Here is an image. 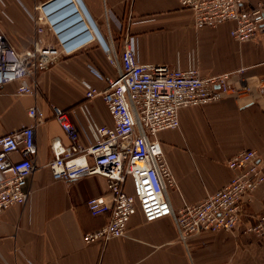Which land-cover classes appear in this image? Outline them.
Segmentation results:
<instances>
[{
	"label": "crops",
	"instance_id": "0c3cea01",
	"mask_svg": "<svg viewBox=\"0 0 264 264\" xmlns=\"http://www.w3.org/2000/svg\"><path fill=\"white\" fill-rule=\"evenodd\" d=\"M51 1L0 0V29L16 52L31 50L35 44L55 45V35L45 24L44 31L37 33L35 21L41 16L37 7ZM82 2L107 44L113 41L119 46L121 27L128 25L143 64L178 69L196 65L203 77L230 74L229 83L235 88L231 94L181 109L180 127L158 134L176 181V187L169 189L174 209L203 201L227 185L233 176L227 161L241 151H257L264 165V36L236 41L231 22L197 28L192 12L182 9L178 0ZM261 2L244 0L243 6L251 9ZM61 21L58 26H65ZM115 78L116 69L99 43L93 42L42 72L35 96H18L15 82L0 87V136L34 124L28 115L32 107L46 117L36 127L35 171L28 182L31 196L0 220V264H264V233L247 232L264 216V185L246 205L234 232H206L184 241L170 217L146 222L138 210L126 237L105 246L84 243L86 233L108 221L107 216H92L87 207L91 197L107 195V180L101 176L69 182L53 179L48 167L53 159L51 143L59 138L68 144L53 107L69 113L82 143L88 145L94 140L93 125L111 127L113 121L103 100L87 99L86 91L105 90L107 79ZM12 157L17 160L20 155Z\"/></svg>",
	"mask_w": 264,
	"mask_h": 264
},
{
	"label": "built area",
	"instance_id": "2783aa9c",
	"mask_svg": "<svg viewBox=\"0 0 264 264\" xmlns=\"http://www.w3.org/2000/svg\"><path fill=\"white\" fill-rule=\"evenodd\" d=\"M68 17H76L78 34L70 39L57 29L53 19L54 3ZM182 9L192 12L197 28L234 24L231 36L239 42L264 36V3L245 8L244 0H178ZM37 33L42 24L55 35V45L16 52L0 29V87L18 83V96H35L39 76L60 57L75 53L98 42L116 69L117 78L107 79V88L89 87L86 98L100 97L112 118L113 126L93 125L94 140L84 145L76 126L63 109L53 107L54 118L68 139L65 145L53 139L52 161L48 167L55 181H76L90 176L107 180L108 193L87 202L94 217L107 216V223L86 233V245L105 246L110 240L126 237L131 218L139 210L146 222L170 217L181 240L201 233L234 232L241 223L245 207L264 185V165L255 150H244L227 161L233 172L229 183L198 203H186L174 209L169 189L176 181L167 163L158 134L180 127V110L201 107L231 94L235 88L230 74L201 76L194 65L187 69L140 62L136 37L127 26L121 27V43L97 39L100 33L82 0H53L37 7ZM67 11V12H66ZM108 23H109V19ZM109 25V24H108ZM102 37V36H101ZM103 39V37H102ZM96 75H101L94 70ZM243 69L239 71L240 74ZM34 124L0 136V220L16 205H24L31 196L29 178L35 171L37 156L36 127L46 120L37 107L28 111ZM13 154H19L15 160ZM129 184V189H127ZM131 188V191H130ZM247 232L264 233V216Z\"/></svg>",
	"mask_w": 264,
	"mask_h": 264
},
{
	"label": "clouds",
	"instance_id": "9594fccd",
	"mask_svg": "<svg viewBox=\"0 0 264 264\" xmlns=\"http://www.w3.org/2000/svg\"><path fill=\"white\" fill-rule=\"evenodd\" d=\"M64 2H59V3H54L51 8L53 10H55L54 14L53 15V19L54 21L56 22H59L61 21L62 24L63 23H66L65 26L61 27V24H60V27L58 26L57 24V29L58 30H64L65 28L69 27V30L67 32H64L63 35L65 38L67 39H70L74 36H76L80 30V26L77 24L76 22V17H68L66 16V13L63 9H61V6ZM67 12V11H66Z\"/></svg>",
	"mask_w": 264,
	"mask_h": 264
},
{
	"label": "bare ground",
	"instance_id": "6f19581e",
	"mask_svg": "<svg viewBox=\"0 0 264 264\" xmlns=\"http://www.w3.org/2000/svg\"><path fill=\"white\" fill-rule=\"evenodd\" d=\"M102 34L101 33H97V39H100V40H104V39H102Z\"/></svg>",
	"mask_w": 264,
	"mask_h": 264
},
{
	"label": "rangeland",
	"instance_id": "374dc122",
	"mask_svg": "<svg viewBox=\"0 0 264 264\" xmlns=\"http://www.w3.org/2000/svg\"><path fill=\"white\" fill-rule=\"evenodd\" d=\"M127 189H129V184H127Z\"/></svg>",
	"mask_w": 264,
	"mask_h": 264
}]
</instances>
